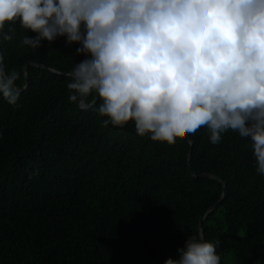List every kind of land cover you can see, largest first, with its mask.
<instances>
[{
  "label": "trees",
  "instance_id": "obj_1",
  "mask_svg": "<svg viewBox=\"0 0 264 264\" xmlns=\"http://www.w3.org/2000/svg\"><path fill=\"white\" fill-rule=\"evenodd\" d=\"M4 31L21 94L15 105L0 97V264H164L190 235L219 241L220 264H264L250 137L229 130L213 145L202 126L168 145L134 122L104 127L68 100L80 45L58 37L33 50L22 38L35 32L18 21Z\"/></svg>",
  "mask_w": 264,
  "mask_h": 264
},
{
  "label": "clouds",
  "instance_id": "obj_2",
  "mask_svg": "<svg viewBox=\"0 0 264 264\" xmlns=\"http://www.w3.org/2000/svg\"><path fill=\"white\" fill-rule=\"evenodd\" d=\"M17 21L36 33L22 38L33 50L58 37L80 45L68 100L102 126L134 122L136 135L168 145L202 126L218 145L231 130L250 137L264 175V0H0V40ZM20 78L0 53L10 105ZM219 244L190 235L164 264H220Z\"/></svg>",
  "mask_w": 264,
  "mask_h": 264
},
{
  "label": "water",
  "instance_id": "obj_3",
  "mask_svg": "<svg viewBox=\"0 0 264 264\" xmlns=\"http://www.w3.org/2000/svg\"><path fill=\"white\" fill-rule=\"evenodd\" d=\"M200 177H208V175H205V174H203V175H201ZM225 193V192H224ZM217 205L218 204H215L211 209H210V211H213L216 207H217ZM203 220V219H202Z\"/></svg>",
  "mask_w": 264,
  "mask_h": 264
}]
</instances>
